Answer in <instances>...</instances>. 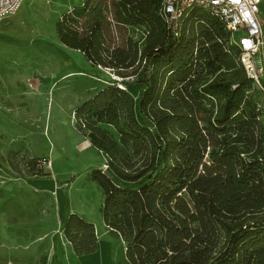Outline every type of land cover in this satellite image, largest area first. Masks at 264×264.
Here are the masks:
<instances>
[{"label":"trees","instance_id":"trees-1","mask_svg":"<svg viewBox=\"0 0 264 264\" xmlns=\"http://www.w3.org/2000/svg\"><path fill=\"white\" fill-rule=\"evenodd\" d=\"M162 1L120 0L114 32L98 21L72 28L86 3L56 25L63 43L81 37L118 76L76 111L106 156L93 173L100 214L126 264H264V78H249L222 21L194 10L174 32ZM136 26L147 29L142 47ZM65 205L60 231L77 254L94 252V224Z\"/></svg>","mask_w":264,"mask_h":264},{"label":"rangeland","instance_id":"rangeland-1","mask_svg":"<svg viewBox=\"0 0 264 264\" xmlns=\"http://www.w3.org/2000/svg\"><path fill=\"white\" fill-rule=\"evenodd\" d=\"M119 2L24 0L0 21V264H42L51 256L53 263L52 240L56 245L64 234L59 226L66 197L71 212L96 223L98 238L112 237L116 261L126 264L125 243L109 232L100 214L103 189L93 173L107 168L106 156L76 116L118 76L91 61L89 47L77 45L81 37H71L67 45L56 28L65 13L86 3V15L74 16L72 28L81 32L87 22L98 21L114 32ZM132 34L144 46L146 27L136 26ZM129 90L138 99L141 85ZM260 98L264 109V95Z\"/></svg>","mask_w":264,"mask_h":264},{"label":"built area","instance_id":"built-area-1","mask_svg":"<svg viewBox=\"0 0 264 264\" xmlns=\"http://www.w3.org/2000/svg\"><path fill=\"white\" fill-rule=\"evenodd\" d=\"M24 0H0V21L13 14ZM262 0H163L161 14L170 30L179 31L194 10H204L222 21L231 42L241 50L240 62L249 78L261 87L264 78V29L259 20Z\"/></svg>","mask_w":264,"mask_h":264},{"label":"crops","instance_id":"crops-1","mask_svg":"<svg viewBox=\"0 0 264 264\" xmlns=\"http://www.w3.org/2000/svg\"><path fill=\"white\" fill-rule=\"evenodd\" d=\"M258 16L264 29V0H262L260 3V11ZM61 209L62 217L59 228L62 226L67 216V212L65 209V200L62 203ZM71 213L84 217L82 213L77 211H73ZM90 222L93 223L95 229L99 231V227L96 226V223L94 221ZM52 244L53 246L51 255L56 252L57 263L59 264H117V261L114 256V240L111 236L104 237L103 239L99 237L97 240V249L94 252L87 254H77L74 250L72 243L65 237L63 233L59 236V239L56 241V245L54 244L53 240ZM51 259L49 260V262L47 260L46 264H51Z\"/></svg>","mask_w":264,"mask_h":264}]
</instances>
